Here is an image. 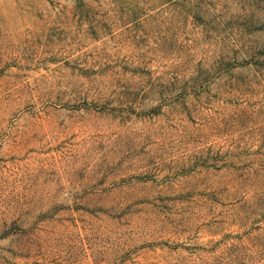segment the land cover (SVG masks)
<instances>
[{"label":"rangeland","instance_id":"1","mask_svg":"<svg viewBox=\"0 0 264 264\" xmlns=\"http://www.w3.org/2000/svg\"><path fill=\"white\" fill-rule=\"evenodd\" d=\"M0 264H264V0H0Z\"/></svg>","mask_w":264,"mask_h":264}]
</instances>
